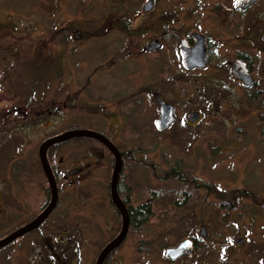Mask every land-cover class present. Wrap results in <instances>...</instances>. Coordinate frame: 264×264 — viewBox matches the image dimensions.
I'll return each instance as SVG.
<instances>
[{
    "label": "rangeland",
    "instance_id": "obj_1",
    "mask_svg": "<svg viewBox=\"0 0 264 264\" xmlns=\"http://www.w3.org/2000/svg\"><path fill=\"white\" fill-rule=\"evenodd\" d=\"M146 1L0 0V106L10 109L12 120H31L24 130L32 137L27 148L65 129L94 131L127 154L122 190H159L155 216L139 235H127L122 253L149 244L153 264H169L165 250L197 236L204 225L202 264H264V208L238 196L244 213L226 220L207 190H241L264 201V0L236 12L231 27L221 24L218 6L231 0H161L144 14ZM192 32L210 38L207 70L182 67L180 46ZM154 39L163 47L148 55L145 47ZM237 55L251 60L263 94L258 101L223 66ZM154 92L174 108V122L162 132L154 127ZM191 111L202 113L194 127L185 123ZM60 155V171L87 166L84 179L66 185L84 227L82 256L91 261L119 226L108 206L113 157L85 140L63 145ZM174 168L184 182L161 180Z\"/></svg>",
    "mask_w": 264,
    "mask_h": 264
},
{
    "label": "flooded vegetation",
    "instance_id": "obj_2",
    "mask_svg": "<svg viewBox=\"0 0 264 264\" xmlns=\"http://www.w3.org/2000/svg\"><path fill=\"white\" fill-rule=\"evenodd\" d=\"M148 1L149 0H147L141 7V12L144 14L152 12L156 4L161 0H155L152 8L145 11L144 6ZM260 1L262 0H257L249 6H245V4H243V7L238 4L239 0H231L230 4L228 1V4L218 5L221 7L220 10L224 16V21H221V24H224L226 27L234 26L233 23L236 21L234 20L236 17V12H239L240 14L245 13L257 5ZM228 18H231V20ZM246 32L247 30L245 31V35ZM194 33H198L204 37L207 64L204 68L195 67L193 69H187L181 55L182 67L184 70L189 72L207 70L211 63L212 51L210 49V38L200 32H192L187 41H182V43L185 42L189 47L193 48L195 44L193 37ZM249 35V32H247V35L244 37L248 44H250L251 41V37H249ZM253 41L256 42V39H253ZM153 42H157L160 45V48L153 52H148L146 49ZM149 45L145 47V52L148 55H158L159 51L163 47L162 41H160V39L152 40ZM223 66L228 68L237 82L245 88V92L249 98H252L253 96H263L262 89L258 85V81L255 78L254 67L247 55H237L234 60L226 61ZM234 66H236V71L245 69L249 73L253 80L250 86H244L235 77L233 70ZM152 95L155 97L157 103L158 98L164 102L157 92H154ZM10 113V109L7 110L0 106V241L6 239L23 228H31H28L25 233L13 238L8 243L0 247V264H96L99 254L119 234L121 229V217L115 206L112 204L110 198V182L107 192L108 206L113 210L116 219H119L117 234H115V236L110 238L107 242L102 243V246L98 249L96 256L91 261L88 259L84 260L82 256L81 245L78 242V237L84 235V227L82 228L83 224L76 221L73 212L74 202L69 195L70 187H68L66 183H74L75 178L80 176H82V179H84V174L87 171L85 168H87V166L73 165L69 171H60L59 165L63 162V158H59V156H62L60 155V151L62 150L63 145L68 144L72 140L63 142L61 144H55L46 150V159L57 191L56 202L53 207L48 210L51 204L52 190L39 155V149L45 141L72 129L54 132L43 137L35 148H27L26 145L32 142V137L31 133L30 136H28L24 130L26 129L27 122L31 120L27 119L28 117L26 115H21V118L13 117V121ZM193 113L199 114V118L195 123H191L189 121V117ZM201 119L202 113L200 111H191L185 117V123L194 127L200 122ZM16 121L18 122V125ZM22 132L24 135L18 143V140H15V134L21 135ZM262 134H264V129ZM89 153L96 154L97 150L89 149ZM122 156L124 163V160L127 156L124 153ZM123 169L118 180L117 191L127 210L129 220L128 231L122 244L108 254L103 264H153V256L149 244L136 243L131 246V250H127L125 253L121 252L125 245L124 243L126 241L127 235L130 233L133 235H139L141 233V227L153 219L156 214L151 210L148 212L149 218L145 223L138 224L137 226L131 224L130 209H137L138 206L144 203H147L148 206L153 208L154 198L144 199L140 203L134 200L131 205L127 203L125 204V200L120 193L122 190L120 180ZM242 198L246 199V197H241L240 199ZM136 199H139V197ZM240 199L237 196L235 199L233 198L231 200H227V202L218 200V208L220 209L219 211L222 212V217L226 214H229V211H234L236 207L241 206L238 202ZM260 207L264 208V206ZM46 211L47 213H45ZM138 211L139 210H137V212ZM234 213L236 216H240L244 212H241L240 210L234 211ZM42 215H44V218L41 220V222L37 225L34 224L35 221ZM202 227L205 228L204 236H201L200 233ZM207 237V229L204 225H201L197 236H189L183 239H188L191 241L193 251L192 256H190L188 253H184L175 261L165 258L166 262L169 264H176L177 262L179 264H202V262L199 261V255L204 251V243ZM238 240H242V242L238 243ZM234 242L236 245H242L243 238H236ZM178 244L169 248L176 247Z\"/></svg>",
    "mask_w": 264,
    "mask_h": 264
},
{
    "label": "water",
    "instance_id": "obj_3",
    "mask_svg": "<svg viewBox=\"0 0 264 264\" xmlns=\"http://www.w3.org/2000/svg\"><path fill=\"white\" fill-rule=\"evenodd\" d=\"M154 1L155 0H149L144 6V10L145 11L150 10L154 4ZM255 1L257 0H239L238 4L241 7H243V4H245V6H249ZM193 37H194V43H195L193 48L189 47L185 42L182 43L180 47V52L183 58V62L187 69H193L195 67L204 68L207 64V54H206V47L204 43V37L198 33H194ZM159 48H160V45L157 42H153L147 47L146 50L148 52H153L155 50H158ZM233 70H234L235 77L244 86H250L252 84L253 80L245 69L236 71V66H234ZM158 103H159V118L154 122V125H155L156 130L160 132L170 126V124L173 122L174 117H173V107L170 104L162 102L159 98H158ZM198 118H199V114L193 113L190 115L189 121L191 123H195L198 120ZM79 138L91 139V140L98 142L100 145L106 148V150L113 157V168H112V173L110 177V187H109L110 188V198H111L112 204L115 206L116 210L118 211L121 217V229H120L119 234L99 254L96 264H103L108 254L114 251L116 248H118L122 244V242L124 241L126 237L128 226H129V220H128V214H127L126 207L124 206L122 200L120 199L118 191H117L118 180H119L120 174L123 169L122 154L107 137H105L104 135L100 133L94 132V131L72 129V130L61 133L45 141L41 145L39 149V155H40L43 169L49 179L51 190H52V199H51V204L48 210H50L56 202L57 191H56V185H55L53 176L50 172V168L48 166V162L46 159V150L55 144H61L63 142H67V141H70L73 139H79ZM45 213H47V211ZM43 218H44V215L40 216L35 221L34 224L36 225L39 224ZM28 228H31V227H28ZM28 228H23L20 231L14 233L13 235L7 237L6 239L1 240L0 247L8 243L13 238L25 233L28 230ZM200 233H201V236L205 235L204 227L201 228ZM241 242L242 240H238V243H241ZM184 253H188L190 256H192L193 254L191 241L188 239L181 241L176 247L166 249L164 253V257L171 261H175L176 259L180 258Z\"/></svg>",
    "mask_w": 264,
    "mask_h": 264
},
{
    "label": "trees",
    "instance_id": "obj_4",
    "mask_svg": "<svg viewBox=\"0 0 264 264\" xmlns=\"http://www.w3.org/2000/svg\"><path fill=\"white\" fill-rule=\"evenodd\" d=\"M101 34H104V31H102L101 33H98L97 35H101ZM261 97H255L253 96L252 97V100L253 101H258ZM74 141L76 140H85V141H89L91 143H95V144H98V142L94 141V140H91V139H84V138H79V139H73ZM102 146V145H101ZM121 154H123V152H121ZM125 154V153H124ZM127 155V154H125ZM122 159H123V156H122ZM166 179H171V180H175L176 182L178 183H182L186 180L185 177H182V175H180V173L178 172V170L176 168L174 169H171V171L169 173H167V175L163 178H161V180L163 181H166ZM124 183L126 184L125 181L122 180V177H121V180H120V184L121 183ZM128 188V187H127ZM150 190V191H149ZM207 190L210 191L211 193H214L216 195V197L218 198L219 201H224V202H227V200H231V199H235L236 196H240V197H248L250 198L251 197V200L257 204V205H260V206H264V201H259L255 195L251 194V193H248L246 191H241V190H235V191H232L231 193H228L226 195H224L223 193L217 191L215 188L213 187H207ZM144 191V192H143ZM148 191V193L146 192ZM146 192V193H145ZM159 190L157 191L156 189L155 190H151V189H142L141 191H139L138 188H133V189H128L127 191L124 189L121 190V196L124 198L125 200V204H132L135 197L139 196L142 198V196H144V194H148L147 196L149 198H154L157 196ZM183 194V193H182ZM181 194V195H182ZM137 210H139L137 212ZM154 211L155 208H154V205H153V208L148 206L147 203H144V204H141L140 206H138L137 209H130V222L131 224H133L134 226H137L138 224H142V223H145L149 216H148V212L150 211ZM234 211H240L239 210V207H236ZM234 211H229L230 213L229 214H226L224 215L222 218L224 219H228L229 220V216L231 215H234ZM137 212V213H136ZM226 216V217H225Z\"/></svg>",
    "mask_w": 264,
    "mask_h": 264
}]
</instances>
